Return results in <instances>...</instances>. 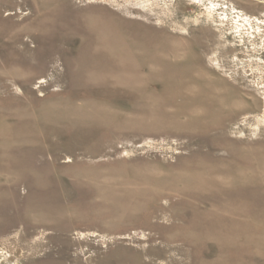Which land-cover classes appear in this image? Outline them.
Instances as JSON below:
<instances>
[{
    "label": "rangeland",
    "instance_id": "rangeland-1",
    "mask_svg": "<svg viewBox=\"0 0 264 264\" xmlns=\"http://www.w3.org/2000/svg\"><path fill=\"white\" fill-rule=\"evenodd\" d=\"M0 264H264V0H0Z\"/></svg>",
    "mask_w": 264,
    "mask_h": 264
}]
</instances>
